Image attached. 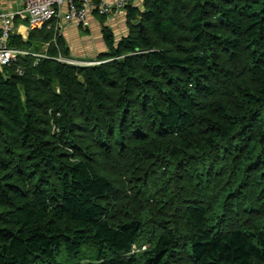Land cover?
I'll list each match as a JSON object with an SVG mask.
<instances>
[{"label":"trees","instance_id":"16d2710c","mask_svg":"<svg viewBox=\"0 0 264 264\" xmlns=\"http://www.w3.org/2000/svg\"><path fill=\"white\" fill-rule=\"evenodd\" d=\"M124 12L95 65L11 37L49 47L0 67V264H264V0Z\"/></svg>","mask_w":264,"mask_h":264},{"label":"built area","instance_id":"2783aa9c","mask_svg":"<svg viewBox=\"0 0 264 264\" xmlns=\"http://www.w3.org/2000/svg\"><path fill=\"white\" fill-rule=\"evenodd\" d=\"M129 0H100L96 5L94 0H10L15 6L12 10H0V67L16 66L19 57H31L38 61L48 58L45 53L35 54L30 51L18 49L10 44L11 37L20 35L19 28L25 27L30 31L41 30L43 27L54 29L53 43L60 36L62 26L58 23L62 18L67 25H77L87 28L92 13L102 18L116 17L124 12ZM65 13L62 15V9ZM17 22L19 23L17 25ZM55 23V24H54ZM17 25V26H16ZM27 32V33H28ZM59 62L88 66L96 62L75 63L59 57ZM18 75L23 72L18 67Z\"/></svg>","mask_w":264,"mask_h":264},{"label":"crops","instance_id":"0c3cea01","mask_svg":"<svg viewBox=\"0 0 264 264\" xmlns=\"http://www.w3.org/2000/svg\"><path fill=\"white\" fill-rule=\"evenodd\" d=\"M140 1L141 0H135V3L138 4ZM14 8L15 6L10 0H0V10H12ZM65 10L66 8L62 9V15L65 13ZM55 23L62 26L60 38L65 43L69 52L67 58L73 60L75 63L88 62L96 59L99 55L107 53L103 28L111 31L116 43L121 38L127 36L128 33L126 12L121 13L119 16L106 19L98 16L96 13H92L87 28H82L74 24L67 25L63 21V18ZM18 24L17 22V25ZM19 29L21 31L25 29V27L23 26ZM48 47V44L44 45L42 47V53L47 55Z\"/></svg>","mask_w":264,"mask_h":264},{"label":"rangeland","instance_id":"374dc122","mask_svg":"<svg viewBox=\"0 0 264 264\" xmlns=\"http://www.w3.org/2000/svg\"><path fill=\"white\" fill-rule=\"evenodd\" d=\"M27 32H28V31H27L26 29H22V30H21V34H20L19 36L21 37V40H22V41H26V40H27L28 33H29V32H28V33H27ZM30 32H31V31H30ZM30 52L35 53V54H40L39 51H33V50H30ZM66 61H70V62H72V63L74 62L73 60H71V59H69V58H67ZM84 63H86V62H84ZM87 63H88V62H87ZM146 248H147V246L143 244V246L140 247V248H138L137 246H135V247H134V251H135V253H139V252L144 251Z\"/></svg>","mask_w":264,"mask_h":264}]
</instances>
